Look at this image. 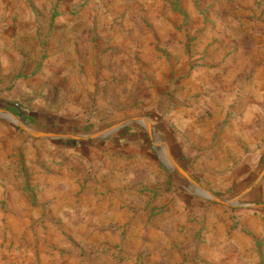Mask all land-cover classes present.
Listing matches in <instances>:
<instances>
[{"label": "rangeland", "instance_id": "rangeland-1", "mask_svg": "<svg viewBox=\"0 0 264 264\" xmlns=\"http://www.w3.org/2000/svg\"><path fill=\"white\" fill-rule=\"evenodd\" d=\"M218 7L0 0V109L17 120L0 117V264H264L257 54L246 10Z\"/></svg>", "mask_w": 264, "mask_h": 264}, {"label": "crops", "instance_id": "crops-1", "mask_svg": "<svg viewBox=\"0 0 264 264\" xmlns=\"http://www.w3.org/2000/svg\"><path fill=\"white\" fill-rule=\"evenodd\" d=\"M217 5L219 6V17L222 21H227L231 18L239 19L238 14L241 10H246L249 14L248 18L251 25L245 30L246 33L243 34L247 36L246 43L248 50L256 53L257 58L252 57L247 60L249 64L248 87L255 101V107H258L259 111L264 113V0H217ZM228 7L231 9L230 13L232 17L228 16ZM20 83H22V81H16L14 83L15 86L13 85L6 95L8 99L18 98V96L25 93V88H23ZM31 115L25 116L28 117ZM250 219V217L245 218L241 224L243 226L248 225ZM228 239L229 238H219L218 240L220 241L218 243L226 242ZM229 241L234 243L232 239Z\"/></svg>", "mask_w": 264, "mask_h": 264}, {"label": "water", "instance_id": "water-1", "mask_svg": "<svg viewBox=\"0 0 264 264\" xmlns=\"http://www.w3.org/2000/svg\"><path fill=\"white\" fill-rule=\"evenodd\" d=\"M0 117H6L8 119H11L13 121H16V118L15 116L6 111V110H3V109H0ZM131 121H136L138 123H142V118L141 117H135L133 118ZM146 127L147 129L150 131V126H149V123L148 121H146ZM24 128L29 131L30 133L34 134V135H42V136H48L49 134L47 133H43V132H32L31 129H29V127L25 126L24 125ZM103 136L104 135H107V132L103 133L102 134ZM71 137V136H70ZM160 154H161V159L162 161L164 162V164L166 165V167L169 169V170H172L174 167L180 172L182 173L190 182L193 183V180L191 179V177L182 169L180 168L179 166H177L176 164L172 163L171 160H169L167 157H165L163 154H162V151H159ZM171 161V162H169ZM174 165V167L172 166ZM196 193L198 195H202L204 197H207V198H212L214 199L215 201L221 203V204H224V205H227V206H236V205H240L241 203L237 200V199H225V198H218V197H215L213 196L210 192L202 189L201 187H198V186H195L194 187Z\"/></svg>", "mask_w": 264, "mask_h": 264}, {"label": "trees", "instance_id": "trees-1", "mask_svg": "<svg viewBox=\"0 0 264 264\" xmlns=\"http://www.w3.org/2000/svg\"><path fill=\"white\" fill-rule=\"evenodd\" d=\"M9 110H10L11 112L15 113V114L18 113V110H17L15 107H13V106H10V107H9ZM21 117H22L25 121L29 120L28 117H27V119H26V116H25L24 114L21 115Z\"/></svg>", "mask_w": 264, "mask_h": 264}]
</instances>
